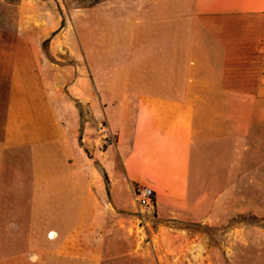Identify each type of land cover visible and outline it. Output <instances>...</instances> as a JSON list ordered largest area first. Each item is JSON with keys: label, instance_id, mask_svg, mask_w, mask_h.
<instances>
[{"label": "crops", "instance_id": "crops-1", "mask_svg": "<svg viewBox=\"0 0 264 264\" xmlns=\"http://www.w3.org/2000/svg\"><path fill=\"white\" fill-rule=\"evenodd\" d=\"M55 1L19 5L17 30L36 36L35 56L39 33L69 43ZM72 18L82 64L61 80L65 105L108 121L105 173L71 165L77 128L54 120V80L13 74L0 120V240L13 253L27 243L35 264H102L118 253L107 242L128 202L120 194L139 184L167 229L166 249L152 253H170L174 238L182 253L167 225L205 222L233 192L230 178L264 169V0H98Z\"/></svg>", "mask_w": 264, "mask_h": 264}, {"label": "rangeland", "instance_id": "rangeland-1", "mask_svg": "<svg viewBox=\"0 0 264 264\" xmlns=\"http://www.w3.org/2000/svg\"><path fill=\"white\" fill-rule=\"evenodd\" d=\"M95 1L98 0L55 1L63 15L64 26L69 28V43H65L67 38L64 40L66 45L62 43L63 34L59 32L53 37L50 35L49 42L43 44V36L39 33L35 56L29 41H34L36 36L27 29L20 34L17 22L19 5L22 9H36V0H0V120L3 122L7 109L9 80L13 74L47 75L54 80V120L77 128L71 147V165L105 173L101 157L113 144L100 147L96 125L102 118L92 123L87 106L73 99L69 101L70 109L67 108L68 99L61 81L76 75L77 63L82 64L74 54L77 40L71 28L72 15L76 8L90 6ZM35 57L38 58L37 65H34ZM37 95L40 99V94ZM57 96L62 99V104L56 102ZM230 183L233 192L220 196L222 199L218 203L215 200L214 207L207 211L205 222L174 221L167 225L170 233L185 239L184 246H180L182 253H172L181 243L175 238L166 240L165 247L170 253H152L166 249L161 242L164 239L161 233L167 229L153 215L144 214V210L134 204L131 193L128 200L121 193V200L128 202L125 208L117 210L118 235L107 242L109 248L118 253H108L102 264H264V169L241 179L230 178ZM140 213L144 216L142 219ZM12 244L0 240V264H35L31 258L34 256L24 252L27 243H19L23 253H13ZM143 249L148 253H138ZM129 250L133 253H123Z\"/></svg>", "mask_w": 264, "mask_h": 264}, {"label": "built area", "instance_id": "built-area-1", "mask_svg": "<svg viewBox=\"0 0 264 264\" xmlns=\"http://www.w3.org/2000/svg\"><path fill=\"white\" fill-rule=\"evenodd\" d=\"M96 129L98 132L99 140L101 142L100 147H108L114 144L115 133L104 117L97 122ZM130 193L134 204L139 209H143L144 214L153 215L155 194L151 188L139 184H131ZM139 215L141 219L144 217L141 213Z\"/></svg>", "mask_w": 264, "mask_h": 264}]
</instances>
